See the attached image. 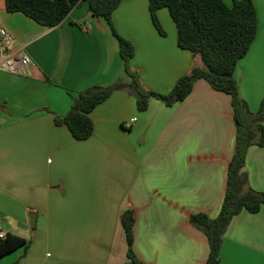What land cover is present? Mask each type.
Wrapping results in <instances>:
<instances>
[{
    "label": "crops",
    "instance_id": "1",
    "mask_svg": "<svg viewBox=\"0 0 264 264\" xmlns=\"http://www.w3.org/2000/svg\"><path fill=\"white\" fill-rule=\"evenodd\" d=\"M253 3L257 33L234 72L251 112L264 96V0ZM156 14L161 31L149 0H121L112 22L134 46L142 86L168 93L201 60L178 45L167 8ZM0 28L31 61L22 72L0 69V232L29 240L0 264H125L127 209L143 264H206L208 238L191 216L221 210L236 151L231 96L200 78L174 105L152 97L140 111L133 92L116 90L89 114L92 134L77 140L55 116L85 88L131 80L107 21L81 2L49 28L2 0ZM242 171L264 192V145L249 146ZM216 264H264V205L232 217Z\"/></svg>",
    "mask_w": 264,
    "mask_h": 264
},
{
    "label": "trees",
    "instance_id": "2",
    "mask_svg": "<svg viewBox=\"0 0 264 264\" xmlns=\"http://www.w3.org/2000/svg\"><path fill=\"white\" fill-rule=\"evenodd\" d=\"M81 2H87L92 16H102L118 40L120 56L124 61L129 82L117 80L109 86H91L73 97L70 110L64 116H55L57 125H66L77 140L87 139L93 132L91 111L105 101L114 91L127 89L135 94L140 111L148 107L154 97L167 106L183 100L192 90L197 79L203 78L219 91L231 96L234 120L237 128L236 151L229 164L227 191L217 217L210 218L198 213L191 222L208 238L209 254L206 264H216L222 236L234 215L247 210L257 212L264 205V192L256 191L248 184L242 168L249 146L264 145V96L255 112H251L246 101L239 95L234 76L238 60L243 57L253 42L258 27L257 12L253 0H149L151 19L161 31L157 18L160 8H167L177 29V41L181 48L188 49L199 57L201 65H193L181 76L168 93H159L144 88L139 75L130 66L134 55L131 41L117 33L112 22V13L121 0H4L5 10L20 12L45 27L60 24L71 10ZM129 261L125 264H143L133 250L134 214L131 209L121 215ZM29 240L8 233L0 238V257L19 247H28ZM12 264H18L17 261Z\"/></svg>",
    "mask_w": 264,
    "mask_h": 264
},
{
    "label": "built area",
    "instance_id": "3",
    "mask_svg": "<svg viewBox=\"0 0 264 264\" xmlns=\"http://www.w3.org/2000/svg\"><path fill=\"white\" fill-rule=\"evenodd\" d=\"M31 64L29 57L14 46V38L6 29L0 28V69L8 72H22ZM133 120H135L133 118ZM130 123H123L124 128H130ZM6 235L0 232V238Z\"/></svg>",
    "mask_w": 264,
    "mask_h": 264
},
{
    "label": "water",
    "instance_id": "4",
    "mask_svg": "<svg viewBox=\"0 0 264 264\" xmlns=\"http://www.w3.org/2000/svg\"><path fill=\"white\" fill-rule=\"evenodd\" d=\"M32 218L34 219V217H33V216H32ZM31 224H33V222H32Z\"/></svg>",
    "mask_w": 264,
    "mask_h": 264
},
{
    "label": "rangeland",
    "instance_id": "5",
    "mask_svg": "<svg viewBox=\"0 0 264 264\" xmlns=\"http://www.w3.org/2000/svg\"><path fill=\"white\" fill-rule=\"evenodd\" d=\"M2 0H0V2H1ZM202 64V63H201Z\"/></svg>",
    "mask_w": 264,
    "mask_h": 264
}]
</instances>
